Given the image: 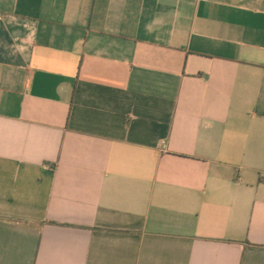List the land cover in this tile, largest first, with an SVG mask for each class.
<instances>
[{
  "label": "crops",
  "instance_id": "0c3cea01",
  "mask_svg": "<svg viewBox=\"0 0 264 264\" xmlns=\"http://www.w3.org/2000/svg\"><path fill=\"white\" fill-rule=\"evenodd\" d=\"M0 264H264V0H0Z\"/></svg>",
  "mask_w": 264,
  "mask_h": 264
}]
</instances>
